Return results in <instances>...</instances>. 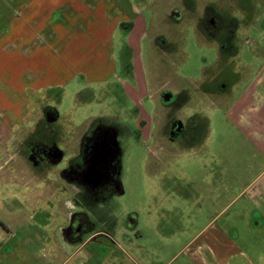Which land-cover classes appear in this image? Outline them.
I'll use <instances>...</instances> for the list:
<instances>
[{
  "label": "rangeland",
  "instance_id": "1",
  "mask_svg": "<svg viewBox=\"0 0 264 264\" xmlns=\"http://www.w3.org/2000/svg\"><path fill=\"white\" fill-rule=\"evenodd\" d=\"M6 2L0 0V26L5 25L6 21H11L15 14ZM141 2L148 7L145 11L148 31L141 48L134 56V53L132 54L131 59L135 58V63L141 64L148 84V95L142 99L143 102L141 101L147 114L145 117L149 119L157 116L155 118L157 123H153V131L167 130V116L174 118L168 131L198 132L204 131L206 126L208 132L205 143L200 149L183 151L179 146L162 140L166 151L161 153L158 150L160 154H157V141L154 137L135 141V138L126 131L130 129L133 134L136 131L134 122L138 105L129 101L122 89L113 90L116 99L103 98L102 89L106 88L98 85L93 86L95 94L85 91L87 56L91 54L92 49L86 42L80 41L77 55L73 60L74 68L77 69L74 73L75 79L64 87L66 92L60 111L63 117H73L78 121L77 131L80 134L90 126L97 127V121H104L107 116L111 119L110 126L113 124L115 126L113 115L115 109L120 118L126 121V133L121 131L120 135L123 151L115 172L116 183L112 179L110 184L113 185L108 189L109 192L103 191V188L107 190L109 184L106 187L99 185L98 192L94 195V208L89 204L91 207L87 209L95 211L101 217L104 210L105 215L110 217V228L97 231L100 235H103V232L109 234L116 241L112 240V243L121 245V249L116 250L112 247L110 261L107 259L105 261L101 252L102 256L100 254L90 262L88 255L91 245L106 242L107 237L104 235L105 237L100 236L91 241L90 246H86L82 251H75V248H78L76 246L72 247L75 249L72 250L68 245L73 238L72 232L67 223L56 218V215L59 212L80 211L81 207L64 201L57 202L54 196L56 189L53 187L55 183H50L53 186L47 185L46 201L40 202L37 199L33 202L29 215L22 217L18 226L14 228L15 238L12 245H9V253L5 258L7 264H121L123 261H126V264H152L156 262L158 256V262L161 264H190L188 261H192L191 253L197 252L202 255L197 259L198 262L207 254L203 236L207 226L230 227L227 226L228 220L216 217L213 206L210 205L208 192L205 195L208 196L206 198L208 202L200 209L196 203L198 189L187 184L194 187L202 185L205 176L203 168L207 165L217 166L215 162L217 158L214 159V155L218 150L223 149L227 154L229 151L238 153V150L243 149L249 152L253 148L245 142L232 140L230 129L225 127L221 116L225 110L218 112L212 106L216 99L214 93L206 95L210 101L208 105H203L201 99L204 95L199 93V87L205 80L217 78L228 92L226 93L228 101L232 98L229 91L231 88L234 89V86H239L240 89L256 86L258 94L263 96L264 0H141ZM29 23L32 26L30 30L34 31L35 22L30 20ZM1 28L3 29V25ZM107 49L104 59L96 58V63L97 61L104 65L110 63L116 68L115 77L125 81L120 84L133 86V81L124 73V63L121 59L123 53L120 52L119 45L108 44ZM214 53H218L217 58ZM203 67L205 80L202 79L200 82V71ZM231 75L236 76L233 77L232 85L228 79ZM115 77H112L114 79L110 81L111 84L117 82ZM122 85L118 87L121 88ZM184 90H187L191 98V102L186 106L181 102ZM167 104L169 106H166ZM199 116L208 119L206 125L203 119L200 127ZM188 118H192V121L189 122ZM116 126L118 128L120 125ZM232 159L230 163L233 164L234 161L237 163L240 160L247 163V159L244 158ZM159 165L162 167H157ZM185 175L190 176L191 182L189 180L188 183L185 182L183 178ZM66 190L73 193V196L83 194L81 189L76 190L72 186ZM241 191L239 190L238 194ZM36 192L37 189L31 187V195H37ZM239 207L240 205H237L235 209ZM198 212H202L198 224L191 225L185 235L177 232V225L188 223V217L193 218L194 214H199ZM233 212L234 210L229 211L228 214ZM131 218L137 219V230L142 235L135 240L134 245L126 243L125 237L120 234L121 225H128ZM117 222L120 228L117 227ZM237 222L240 238L233 235L229 237L230 240L241 246L248 241L252 244L260 239L261 242V236L253 235L252 230H247L240 219ZM133 237L131 235L129 238L134 239ZM189 243L191 247H188Z\"/></svg>",
  "mask_w": 264,
  "mask_h": 264
},
{
  "label": "crops",
  "instance_id": "2",
  "mask_svg": "<svg viewBox=\"0 0 264 264\" xmlns=\"http://www.w3.org/2000/svg\"><path fill=\"white\" fill-rule=\"evenodd\" d=\"M6 1L15 14L11 21L2 24L3 29L0 26V264H7L5 258L20 219L29 215L31 204L37 199L46 201L47 185L55 183L56 201H64L63 198L73 194L66 190L73 183L65 172L86 154L87 140L92 132L108 128L121 151V131L130 133L135 141L154 137L157 154L166 151L162 140L179 146L183 151L200 149L208 132L205 126L204 131L189 134L188 139L184 138L180 144V141H171L168 131L174 118L166 117V131H153L157 116L145 117L147 114L141 103L148 95V84L141 64L137 65L136 59H131L132 54L134 56L141 48L148 31L145 13L148 7L141 0ZM30 20L35 22L34 31L30 30ZM80 41L86 42L92 49L91 54L87 53L85 91L95 94L93 86L98 85L106 88L102 89L103 98L116 99L114 91L122 89L126 98L139 107L135 111L134 134L130 129L125 130L126 121L120 118L116 109L113 112L115 126H110L111 119L107 116L104 121H97V127L90 126L81 134L77 131L79 125L75 118L62 116L60 108L66 92L64 87L75 79L77 69L73 60ZM114 43L123 53V70L133 81V86L120 84L125 81L115 77L116 68L110 63H96V58L104 59L107 45ZM214 55L217 58L218 53ZM204 67L200 71V82L204 79ZM112 77L117 78L116 85L110 83L114 79ZM120 85L121 88L118 87ZM229 92L232 95L230 101L226 99L228 92L217 78L205 80L199 87V93L204 95L201 99L203 105H208L210 101L206 95L214 93L216 99L212 106L218 112L225 110L221 116L225 127L230 129L232 140L245 142L253 149L249 152L238 150V153L229 151L227 154L223 149L218 150L214 155L217 166L203 168L205 176L202 185L194 187L187 184L198 189L196 203L200 209L208 202L206 198L209 196L216 217L228 220L227 226H230H207L203 231L207 254L198 262L202 255L191 253L194 262L188 261L190 264H264V93L260 96L256 86L242 89L234 86ZM181 102L183 106L191 102L187 90H184ZM198 118L200 127L203 119L205 125L208 122L207 118ZM187 120L191 122L192 118ZM116 125L120 126L117 128ZM145 129L148 131L144 132ZM46 147L60 153L58 161L53 163L40 159L38 152ZM232 157L247 159V163L242 160L230 163ZM183 178L186 183L188 180L191 182L189 175ZM31 187L37 189V195H31ZM207 192L209 195L205 196ZM237 205L240 207L235 209ZM233 210V214L229 215V211ZM198 213L193 218L188 217V223L177 225V232L185 235L191 225L198 224L202 212ZM238 219L243 221L247 230H252L253 235L261 236L262 243L259 239L241 246L230 240L233 235L240 238ZM157 258L152 264H161L159 256Z\"/></svg>",
  "mask_w": 264,
  "mask_h": 264
},
{
  "label": "flooded vegetation",
  "instance_id": "3",
  "mask_svg": "<svg viewBox=\"0 0 264 264\" xmlns=\"http://www.w3.org/2000/svg\"><path fill=\"white\" fill-rule=\"evenodd\" d=\"M232 76V77H231ZM228 79L230 81V85L233 84L234 75H231ZM227 84H225L226 86ZM222 87L224 85H221ZM173 124V122H172ZM185 129V128H184ZM193 131L183 130L181 132H172L170 131V139L171 141H181L184 138L189 137V134H193ZM90 138L87 140V152L85 155L80 157V161L73 166L70 170L66 171L65 174L69 176L73 183L72 187L77 189H81L83 193L80 196H69L63 198L64 202L69 203L70 205L80 206V211H65L59 212L56 218L63 219L69 230L72 232V240L68 244L70 248L76 246L72 250L82 251L85 247L90 246L89 243L94 239H97L100 236H106L107 241L92 244L91 250L89 251L90 255H88V259L90 262H93L97 256H102L104 254L105 261H110V252L112 247L116 250L121 249V245L117 246L112 243L114 240L109 234L103 232V235H100L99 230L105 231L110 227V217L105 215L103 210L102 217L97 214L95 211L87 210L92 205L94 208L95 193L98 192L99 185H103V187L107 186V190L103 188V191H108L113 184L110 182L115 180L116 183V174L117 171V163L121 158L122 151L116 147V141L114 139L113 133L107 128H103L100 130H96L90 134ZM54 148L41 149L38 152V156L41 160L56 162L60 157V153H57ZM59 156V157H58ZM118 184V183H117ZM105 194V193H104ZM62 203L63 201H57ZM84 208L86 211H84ZM131 222L128 225L122 224L120 234L125 237V242L134 245L136 239L141 237L140 232L137 230V219L131 218ZM98 222L100 224H98ZM117 227L120 228L119 222H117ZM98 230V231H97ZM133 235L134 239L129 238ZM104 236V237H105ZM90 239V240H89ZM87 240H89L87 242ZM115 241V240H114ZM87 242V243H86ZM116 242V241H115ZM102 252V253H101ZM107 259V260H106ZM121 264H126V261L120 262Z\"/></svg>",
  "mask_w": 264,
  "mask_h": 264
}]
</instances>
